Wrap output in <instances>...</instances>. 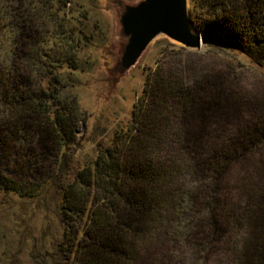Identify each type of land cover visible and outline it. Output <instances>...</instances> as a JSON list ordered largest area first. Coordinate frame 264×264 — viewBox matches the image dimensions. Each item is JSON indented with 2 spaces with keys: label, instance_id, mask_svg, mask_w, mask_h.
Masks as SVG:
<instances>
[{
  "label": "trees",
  "instance_id": "16d2710c",
  "mask_svg": "<svg viewBox=\"0 0 264 264\" xmlns=\"http://www.w3.org/2000/svg\"><path fill=\"white\" fill-rule=\"evenodd\" d=\"M70 3L0 0V195L57 194L67 264H175V250L204 264L215 249L264 264V121L244 119L249 103L220 73L155 69L128 124L70 167L87 119L75 90L98 44ZM190 3L205 46L264 70V0Z\"/></svg>",
  "mask_w": 264,
  "mask_h": 264
},
{
  "label": "rangeland",
  "instance_id": "374dc122",
  "mask_svg": "<svg viewBox=\"0 0 264 264\" xmlns=\"http://www.w3.org/2000/svg\"><path fill=\"white\" fill-rule=\"evenodd\" d=\"M142 0H71L73 10H86L83 24L98 44L90 53L96 62L93 69L81 76L75 93L87 119L76 126V144L71 145L70 167L91 159L96 145L108 142L113 131L126 126L134 102L142 93L149 73L160 67L181 68L187 62L220 73L232 82L237 95L249 103L244 119L264 121V70L243 56L218 51L207 46L189 50L165 36L155 38L138 60L123 69L121 59L128 37L121 27V16L128 7ZM190 4L191 19L194 9ZM197 33V32H196ZM0 29V65L10 53V45ZM199 34V33H198ZM5 62V61H4ZM232 87V88H233ZM234 130L235 126H232ZM264 158V144L261 149ZM243 177L239 169L231 173V182ZM62 239L57 212V194L31 202L15 194L0 195V264H67L64 256L56 253ZM167 250V246L163 249ZM175 264H202L189 250H175ZM201 261V262H200ZM204 264H230L227 252L215 249ZM72 262V259L68 264Z\"/></svg>",
  "mask_w": 264,
  "mask_h": 264
},
{
  "label": "water",
  "instance_id": "95a60500",
  "mask_svg": "<svg viewBox=\"0 0 264 264\" xmlns=\"http://www.w3.org/2000/svg\"><path fill=\"white\" fill-rule=\"evenodd\" d=\"M189 0H142L128 7L121 16L123 33L128 37L121 65L128 69L157 37L165 36L189 50L206 44L192 26Z\"/></svg>",
  "mask_w": 264,
  "mask_h": 264
}]
</instances>
